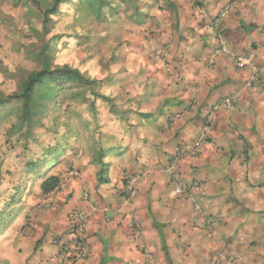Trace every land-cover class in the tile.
Segmentation results:
<instances>
[{"label":"clouds","instance_id":"9594fccd","mask_svg":"<svg viewBox=\"0 0 264 264\" xmlns=\"http://www.w3.org/2000/svg\"><path fill=\"white\" fill-rule=\"evenodd\" d=\"M0 264H264V0H0Z\"/></svg>","mask_w":264,"mask_h":264}]
</instances>
